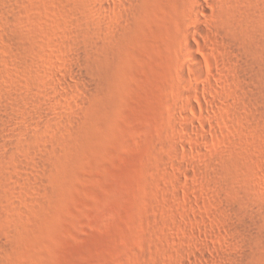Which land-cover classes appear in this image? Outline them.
Wrapping results in <instances>:
<instances>
[{"label":"rangeland","instance_id":"obj_1","mask_svg":"<svg viewBox=\"0 0 264 264\" xmlns=\"http://www.w3.org/2000/svg\"><path fill=\"white\" fill-rule=\"evenodd\" d=\"M0 264H264V0H0Z\"/></svg>","mask_w":264,"mask_h":264},{"label":"bare ground","instance_id":"obj_2","mask_svg":"<svg viewBox=\"0 0 264 264\" xmlns=\"http://www.w3.org/2000/svg\"><path fill=\"white\" fill-rule=\"evenodd\" d=\"M103 7H105V5H103ZM186 48H187V54H191V51H190V44L187 42V45H186ZM179 84H180V92L182 93L183 92V89L187 88L188 87V81L185 80L182 76L180 77V80H179ZM202 258L205 259L204 255H202Z\"/></svg>","mask_w":264,"mask_h":264}]
</instances>
